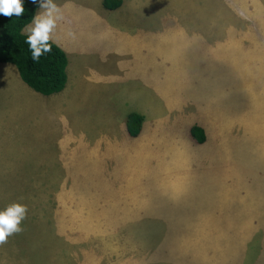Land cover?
I'll return each instance as SVG.
<instances>
[{
	"label": "rangeland",
	"instance_id": "rangeland-1",
	"mask_svg": "<svg viewBox=\"0 0 264 264\" xmlns=\"http://www.w3.org/2000/svg\"><path fill=\"white\" fill-rule=\"evenodd\" d=\"M55 2L64 89L0 62V264H264V0Z\"/></svg>",
	"mask_w": 264,
	"mask_h": 264
},
{
	"label": "trees",
	"instance_id": "trees-1",
	"mask_svg": "<svg viewBox=\"0 0 264 264\" xmlns=\"http://www.w3.org/2000/svg\"><path fill=\"white\" fill-rule=\"evenodd\" d=\"M123 0H104V5L113 10L122 5ZM24 13L20 17H8L0 14V62L14 64L22 80L33 90L49 96L64 89L68 81L69 64L66 52L53 40L51 51L42 55L39 61H33L29 45L25 42L27 32L24 29L32 23L38 12V4L32 0H23ZM144 115L132 111L126 120V129L133 137L143 131ZM197 143H204L207 132L201 125L195 124L190 129Z\"/></svg>",
	"mask_w": 264,
	"mask_h": 264
},
{
	"label": "clouds",
	"instance_id": "clouds-1",
	"mask_svg": "<svg viewBox=\"0 0 264 264\" xmlns=\"http://www.w3.org/2000/svg\"><path fill=\"white\" fill-rule=\"evenodd\" d=\"M38 4L39 11L33 16L32 24L26 28L27 39L33 61L51 51L50 41L61 21L64 20L63 11L55 0H32ZM23 0H0V14L20 17L24 13ZM27 206L22 203H12L0 209V244L7 238L22 230V222L27 216Z\"/></svg>",
	"mask_w": 264,
	"mask_h": 264
},
{
	"label": "crops",
	"instance_id": "crops-1",
	"mask_svg": "<svg viewBox=\"0 0 264 264\" xmlns=\"http://www.w3.org/2000/svg\"><path fill=\"white\" fill-rule=\"evenodd\" d=\"M69 65H70V60H69V64H68V68H67V73H68V70H69ZM142 115L144 114L143 111L140 112ZM147 115V114H146Z\"/></svg>",
	"mask_w": 264,
	"mask_h": 264
},
{
	"label": "flooded vegetation",
	"instance_id": "flooded-vegetation-1",
	"mask_svg": "<svg viewBox=\"0 0 264 264\" xmlns=\"http://www.w3.org/2000/svg\"><path fill=\"white\" fill-rule=\"evenodd\" d=\"M145 120V119H144Z\"/></svg>",
	"mask_w": 264,
	"mask_h": 264
}]
</instances>
